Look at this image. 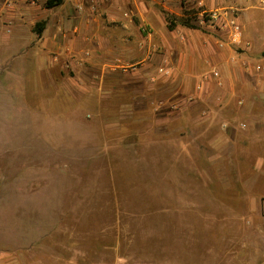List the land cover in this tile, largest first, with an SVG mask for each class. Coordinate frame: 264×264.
Segmentation results:
<instances>
[{
  "label": "rangeland",
  "instance_id": "374dc122",
  "mask_svg": "<svg viewBox=\"0 0 264 264\" xmlns=\"http://www.w3.org/2000/svg\"><path fill=\"white\" fill-rule=\"evenodd\" d=\"M112 1L0 3V264H264V75L239 117L162 97L84 34Z\"/></svg>",
  "mask_w": 264,
  "mask_h": 264
},
{
  "label": "crops",
  "instance_id": "0c3cea01",
  "mask_svg": "<svg viewBox=\"0 0 264 264\" xmlns=\"http://www.w3.org/2000/svg\"><path fill=\"white\" fill-rule=\"evenodd\" d=\"M205 1L212 10H241V14L236 13L243 26L242 45H233L224 31L204 25L192 0H113L103 5L102 20L99 17L93 20L87 9L79 21L86 35L94 32L96 24L95 32L101 44L97 52L105 61L117 60L133 65H142L145 61L142 71L147 87V77L156 76L162 68L170 69L171 76H162L157 82L162 97L170 91L193 94L196 105L222 107V111L232 110L239 117L245 106L257 101L248 100L246 87L250 83L258 85L260 82L251 80H255L260 72L264 75V56L257 50L259 44L264 43V0ZM72 2L85 4L86 0H65L61 8L68 11ZM2 4L0 23L7 20L18 23L24 18L16 3L10 10ZM166 14L173 17L171 29ZM57 46L58 42L53 39L49 50L53 51ZM141 82L133 87H141ZM225 119L234 118L230 114Z\"/></svg>",
  "mask_w": 264,
  "mask_h": 264
},
{
  "label": "built area",
  "instance_id": "2783aa9c",
  "mask_svg": "<svg viewBox=\"0 0 264 264\" xmlns=\"http://www.w3.org/2000/svg\"><path fill=\"white\" fill-rule=\"evenodd\" d=\"M197 10V16H200L204 25L217 31H224L233 45L240 46L243 43V26L239 21V17L232 9H208L205 0H192ZM11 6L8 0H0V3ZM264 5V1H263ZM83 9V8H82ZM124 71L127 68H122ZM136 70V69H135ZM163 73V70H161ZM200 90L201 88L198 87Z\"/></svg>",
  "mask_w": 264,
  "mask_h": 264
},
{
  "label": "trees",
  "instance_id": "16d2710c",
  "mask_svg": "<svg viewBox=\"0 0 264 264\" xmlns=\"http://www.w3.org/2000/svg\"><path fill=\"white\" fill-rule=\"evenodd\" d=\"M65 2V0H47L46 4H45V7L47 9H53L55 7H58V6H61L63 5ZM166 19L169 23V28L171 29L172 28V18L170 17V15H167L166 14ZM185 23V22H184ZM184 25H187V26H190L189 23H185ZM46 29V22H38L35 26V32L41 36L42 33L44 32V30Z\"/></svg>",
  "mask_w": 264,
  "mask_h": 264
}]
</instances>
